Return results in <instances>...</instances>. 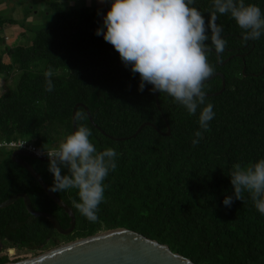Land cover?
Returning <instances> with one entry per match:
<instances>
[{"label": "trees", "instance_id": "trees-1", "mask_svg": "<svg viewBox=\"0 0 264 264\" xmlns=\"http://www.w3.org/2000/svg\"><path fill=\"white\" fill-rule=\"evenodd\" d=\"M245 3L264 11V0ZM50 6L56 21L41 24L33 38L14 47L6 44L2 32L18 22L0 11V76L21 73L0 94V140L26 138L41 149L58 147L73 132V111L83 104L97 128L83 107L77 110V128L90 130L97 151L115 149L117 167L105 178L95 222L73 206L76 189L55 193L76 217V228L68 236L47 219L31 216L23 200L1 209L0 264L20 261H11L7 248L40 255L119 228L167 245L194 264H264V216L250 194L243 192L231 208L222 205L234 191L228 177L232 165L264 158V36L245 41L230 16H217L227 43L221 62L214 52L209 54L214 71L205 82L206 103L214 106L215 118L197 138L199 109L189 115L168 95L151 94L150 85L138 92L139 74L133 77L114 48L95 35L102 23L96 10L57 1ZM194 6L207 21L211 0H195ZM49 68L51 92L45 90ZM146 123L162 134L148 126L133 137ZM194 139L199 143L193 145ZM12 153L0 160V203L26 194L35 211L49 213L63 229L70 228L67 213L12 160ZM22 160L51 185L48 162Z\"/></svg>", "mask_w": 264, "mask_h": 264}, {"label": "clouds", "instance_id": "clouds-1", "mask_svg": "<svg viewBox=\"0 0 264 264\" xmlns=\"http://www.w3.org/2000/svg\"><path fill=\"white\" fill-rule=\"evenodd\" d=\"M109 5L106 13L97 11L102 23L95 35L103 37L119 54L133 77L139 74L137 91L150 85L151 94L164 93L189 115L199 109V129L195 136L209 131L215 118L213 105L206 103L205 82L213 75L208 56L214 52L221 62L226 40L217 16H230L242 30L245 41L264 36V11L245 0H211L212 12L206 21L195 0H98ZM53 69L44 72L46 91H53ZM92 133L79 126L58 147L38 152L46 155L53 180L49 191L76 189L78 201L73 206L89 222L98 219L97 211L105 196V178L117 167V152L111 147L97 151ZM199 143L198 139L192 141ZM234 189L225 195L222 205L231 208L242 193L250 194L254 207L264 216V158L247 166L233 164L228 175Z\"/></svg>", "mask_w": 264, "mask_h": 264}, {"label": "water", "instance_id": "water-1", "mask_svg": "<svg viewBox=\"0 0 264 264\" xmlns=\"http://www.w3.org/2000/svg\"><path fill=\"white\" fill-rule=\"evenodd\" d=\"M225 86V83H224ZM224 88L220 93H222ZM218 93V94H220ZM216 94V95H218ZM157 106L160 107L157 100ZM83 107L89 117L91 123L97 128L92 119L91 113L87 107L78 104L73 111V132L77 129V110ZM151 126L159 133L162 132L150 123L143 124L136 137L143 128ZM170 128L168 129V134ZM132 137V138H133ZM113 140L121 141L123 139ZM20 157H27L43 162L46 159H39L26 151H14L12 160L26 169L39 183L45 193L69 216L71 227L63 229L59 221L51 214L46 212H37L33 209L30 198L26 194H18L12 196L8 200L0 203V210L5 209L19 200H23L27 212L36 218H44L50 221L54 229L63 236L70 235L76 228V217L73 210L61 200L54 192L49 191V186L36 170ZM7 264H194L190 259L180 254L173 253L169 246L160 244L159 242L149 239L135 231L119 228L98 233L86 238L78 239L73 242L63 244L57 248L44 252L38 256L24 259L18 262H10Z\"/></svg>", "mask_w": 264, "mask_h": 264}, {"label": "rangeland", "instance_id": "rangeland-1", "mask_svg": "<svg viewBox=\"0 0 264 264\" xmlns=\"http://www.w3.org/2000/svg\"><path fill=\"white\" fill-rule=\"evenodd\" d=\"M4 1L6 2L0 5V11L3 10L2 12L5 16H11L18 22L17 25H7V27L2 32V35L6 36L7 38L6 44L10 47H14L19 44H24L27 39L33 38L34 32H36L37 28L41 24L54 23L56 21L53 13L48 14L47 8H41L38 4H33V0H13V2H11L10 0ZM78 7L79 6H77V8ZM97 7L101 11L105 10L104 4L102 5L99 3ZM26 8H28V10H33V22L31 18L28 19V16L25 15ZM44 10H46V12ZM20 75L21 73L15 71L4 76H0V94L5 91L6 86L15 84L18 81L17 78ZM12 152V150L1 148L0 160L5 155L10 154ZM11 250L14 251L13 254L10 253ZM7 253L9 254L11 261H14L16 259L24 260L38 256L32 252H27L20 249L7 248Z\"/></svg>", "mask_w": 264, "mask_h": 264}, {"label": "crops", "instance_id": "crops-1", "mask_svg": "<svg viewBox=\"0 0 264 264\" xmlns=\"http://www.w3.org/2000/svg\"><path fill=\"white\" fill-rule=\"evenodd\" d=\"M11 2H13V0H10ZM34 3L33 4H38L39 7L41 8H47V13H53V10L50 6L51 1H57L60 4H62L65 7H76L79 6L78 8H82V7H87L89 9H93L96 11H101L97 6L99 5V2L97 0H33ZM6 1L4 0H0V5H2L3 3H5ZM105 10L101 11L103 13H106L108 10L109 5L104 4ZM46 12V10H44ZM26 16H28V19H32L33 22V10L26 8V12H25ZM102 22V20H101Z\"/></svg>", "mask_w": 264, "mask_h": 264}, {"label": "built area", "instance_id": "built-area-1", "mask_svg": "<svg viewBox=\"0 0 264 264\" xmlns=\"http://www.w3.org/2000/svg\"><path fill=\"white\" fill-rule=\"evenodd\" d=\"M7 39V38H6ZM1 148H6L12 151H18V150H23L26 151L33 156L39 158V159H47L46 155H37L38 152H43L45 149H41L34 144H32L28 139L26 138H21L17 140H0V149ZM47 151V150H45Z\"/></svg>", "mask_w": 264, "mask_h": 264}, {"label": "bare ground", "instance_id": "bare-ground-1", "mask_svg": "<svg viewBox=\"0 0 264 264\" xmlns=\"http://www.w3.org/2000/svg\"><path fill=\"white\" fill-rule=\"evenodd\" d=\"M83 105V104H82ZM18 151H23V150H18ZM14 152V151H13ZM20 159H22V157H20ZM21 261V260H20Z\"/></svg>", "mask_w": 264, "mask_h": 264}]
</instances>
